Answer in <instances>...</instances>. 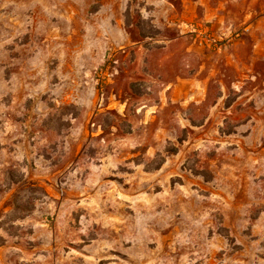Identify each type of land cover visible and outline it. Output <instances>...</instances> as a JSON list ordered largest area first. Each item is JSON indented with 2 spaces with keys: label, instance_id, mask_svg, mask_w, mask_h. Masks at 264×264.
I'll list each match as a JSON object with an SVG mask.
<instances>
[{
  "label": "rangeland",
  "instance_id": "374dc122",
  "mask_svg": "<svg viewBox=\"0 0 264 264\" xmlns=\"http://www.w3.org/2000/svg\"><path fill=\"white\" fill-rule=\"evenodd\" d=\"M183 11L0 0V264H264V58Z\"/></svg>",
  "mask_w": 264,
  "mask_h": 264
},
{
  "label": "crops",
  "instance_id": "0c3cea01",
  "mask_svg": "<svg viewBox=\"0 0 264 264\" xmlns=\"http://www.w3.org/2000/svg\"><path fill=\"white\" fill-rule=\"evenodd\" d=\"M182 6L181 17L193 16V11H203V20L218 34L234 29L241 31L239 40L217 50L225 55L227 63H241V53H236V47L245 53L244 56L264 58V0H215L212 3L210 0H182ZM199 81L195 73L188 74L167 83L165 89L175 93L181 90L193 92ZM190 98L197 100L196 95Z\"/></svg>",
  "mask_w": 264,
  "mask_h": 264
},
{
  "label": "built area",
  "instance_id": "2783aa9c",
  "mask_svg": "<svg viewBox=\"0 0 264 264\" xmlns=\"http://www.w3.org/2000/svg\"><path fill=\"white\" fill-rule=\"evenodd\" d=\"M184 33L188 35L194 44L210 50H218L233 42L241 35L240 30H229L218 34L212 30L207 22H188L184 23Z\"/></svg>",
  "mask_w": 264,
  "mask_h": 264
}]
</instances>
